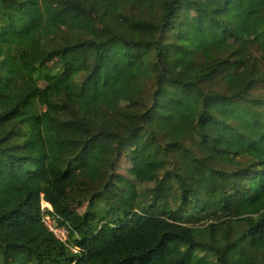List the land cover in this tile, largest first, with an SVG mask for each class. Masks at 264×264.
Returning <instances> with one entry per match:
<instances>
[{
  "label": "trees",
  "instance_id": "obj_1",
  "mask_svg": "<svg viewBox=\"0 0 264 264\" xmlns=\"http://www.w3.org/2000/svg\"><path fill=\"white\" fill-rule=\"evenodd\" d=\"M144 1L88 30L60 14L111 0H0V152H38L0 264H264V0Z\"/></svg>",
  "mask_w": 264,
  "mask_h": 264
},
{
  "label": "rangeland",
  "instance_id": "obj_2",
  "mask_svg": "<svg viewBox=\"0 0 264 264\" xmlns=\"http://www.w3.org/2000/svg\"><path fill=\"white\" fill-rule=\"evenodd\" d=\"M117 1L111 0L112 10L109 13H104L101 10H94L91 14L83 13L79 10H67L60 14L59 18L63 23L70 22L75 26H82L88 30H97L100 25L109 23L119 18L117 11ZM138 3L143 6L145 1L138 0ZM90 7H88V10ZM131 27V31L139 36H145L148 34L147 31L138 30L128 24ZM39 40L35 42V48H38ZM114 54L104 56V63L110 65L113 61ZM128 94L135 100H138L137 94L132 90L128 89ZM93 106V102L90 103ZM91 117L94 119L107 122L109 117L107 114H102L95 109L91 111ZM27 125L30 126L33 131L38 129L35 123V119H29L26 121ZM11 147L10 157L3 152H0V212L7 210L12 207L16 201V195L14 190L17 188L18 180L27 168L33 169L38 166L37 155L38 152L34 148L33 142L31 140L14 141L9 143ZM24 147V149L22 148ZM249 155L254 157L257 161L263 164L264 167V142H258L253 148L248 150ZM253 192L247 193L245 198L239 200L234 192H229L228 194V208L227 212H232L242 209L248 203L250 198L254 197ZM244 200V201H243ZM44 207H48L45 205ZM227 217V214L221 216H201L200 222H219ZM49 224L53 231L56 233L59 239L65 240L66 235L63 230H60L52 225L49 220Z\"/></svg>",
  "mask_w": 264,
  "mask_h": 264
},
{
  "label": "built area",
  "instance_id": "obj_3",
  "mask_svg": "<svg viewBox=\"0 0 264 264\" xmlns=\"http://www.w3.org/2000/svg\"><path fill=\"white\" fill-rule=\"evenodd\" d=\"M49 226H50V224H49ZM50 228H51V226H50ZM52 229V228H51ZM53 230V229H52ZM56 234V233H55Z\"/></svg>",
  "mask_w": 264,
  "mask_h": 264
}]
</instances>
